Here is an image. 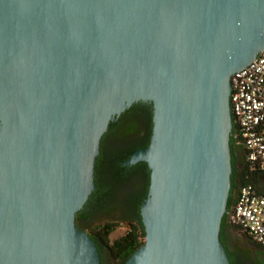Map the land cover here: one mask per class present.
Listing matches in <instances>:
<instances>
[{
    "label": "water",
    "instance_id": "water-1",
    "mask_svg": "<svg viewBox=\"0 0 264 264\" xmlns=\"http://www.w3.org/2000/svg\"><path fill=\"white\" fill-rule=\"evenodd\" d=\"M264 48V0H0V264H100L74 220L99 139L152 106L143 243L123 264H230L231 74Z\"/></svg>",
    "mask_w": 264,
    "mask_h": 264
},
{
    "label": "trees",
    "instance_id": "trees-1",
    "mask_svg": "<svg viewBox=\"0 0 264 264\" xmlns=\"http://www.w3.org/2000/svg\"><path fill=\"white\" fill-rule=\"evenodd\" d=\"M136 113L141 114L143 119L149 122L148 124L150 125L151 105L147 102L135 101L120 114V117L122 118L125 115ZM109 128V130L113 129L112 123ZM232 133L233 124L229 136V150L231 155L230 189L226 203V211L222 215L220 228L226 225L246 238L247 242L254 249H258L261 252L259 256L250 251L252 264H262L261 256H264V248L252 242L243 231L229 221L227 215V212L235 202L238 189L241 185L251 184L258 190L264 192V171L249 167L245 160V151L240 144L235 142ZM105 134H107V132H105L103 136H105ZM99 150L100 154L94 164L93 171V181L97 187V191H91L81 208L75 212V221L79 220V218L84 215L95 214L98 209L103 206L104 202L113 196L116 184L130 179V177L135 176L140 188L137 190H127L124 196L125 200L137 209L139 201L145 193L148 182V170L145 163L138 162L136 165L131 166V170L128 167V171H125L115 159L108 156L105 149L100 147ZM119 158L122 159V155L119 156ZM108 212L111 213L112 211ZM116 226L117 225L113 221L102 222L90 229L89 236L97 246L100 245L107 250L114 264H123L132 252L143 243L144 230L138 218L136 221H129L125 232L109 241L108 235ZM243 252L245 256L248 255L247 252ZM230 257L233 261L234 254H230Z\"/></svg>",
    "mask_w": 264,
    "mask_h": 264
},
{
    "label": "built area",
    "instance_id": "built-area-1",
    "mask_svg": "<svg viewBox=\"0 0 264 264\" xmlns=\"http://www.w3.org/2000/svg\"><path fill=\"white\" fill-rule=\"evenodd\" d=\"M232 137L245 151L252 169L264 171V48L241 70L229 77ZM229 221L264 248V192L241 185L227 212Z\"/></svg>",
    "mask_w": 264,
    "mask_h": 264
},
{
    "label": "flooded vegetation",
    "instance_id": "flooded-vegetation-1",
    "mask_svg": "<svg viewBox=\"0 0 264 264\" xmlns=\"http://www.w3.org/2000/svg\"><path fill=\"white\" fill-rule=\"evenodd\" d=\"M142 102H147V101H142ZM149 104L151 105V103ZM151 117H152V106H151L150 125L148 124L149 122H146L143 119V116L139 113L128 114L122 118L119 115L112 122L113 129L109 130L110 128L108 127L100 136L99 148L102 147L103 149H105L108 156L115 159V161H117L121 165L123 170L128 171L127 169L128 167L131 170V166L136 165V163L138 162L145 163L146 168L148 170V182L146 185L145 193L141 197L137 209L134 206H132V204L127 202L124 197L127 190H137L140 188V186L137 184V180L135 176H133V177H130V179L126 181L116 184V188H115V192L113 196L110 197L109 200H106V202H104L103 206L100 207V209H98V211L95 213L96 215H106V214H110V212L108 211H112V212L118 211V212H124L125 214H127L128 218H125L124 221L126 220L136 221L139 218L141 222L140 206L144 201V198L147 194V190L149 186V168L146 162L144 161H137L135 163L128 164V165H123L121 163L124 159L127 158L128 153L130 151L143 147L148 143L149 137H150V131H151V119H152ZM105 132H107V134L103 136ZM121 155L123 157L122 159L119 158V156ZM90 216L91 215H84L81 218H79V220L75 221L76 225L80 229L84 230L88 235L90 233V229L98 225L96 224L93 227L84 226V223L90 218ZM113 219L115 218L112 217V220ZM232 235L237 236L239 239L243 240L247 244L249 243L247 242L246 238H244L241 234L232 230L226 225L221 227L219 230V237L227 251L230 264H240V262L236 261V259H233L232 261L230 257V254H233L229 248V243L232 242V239H233ZM249 246L253 250V247L250 244ZM96 247H97V251L99 254L100 264H104L105 259L109 260V262L111 263L112 260L107 250L100 245L99 246L96 245ZM261 257H262V261L264 262V256H261ZM251 261H252V257H251Z\"/></svg>",
    "mask_w": 264,
    "mask_h": 264
},
{
    "label": "rangeland",
    "instance_id": "rangeland-1",
    "mask_svg": "<svg viewBox=\"0 0 264 264\" xmlns=\"http://www.w3.org/2000/svg\"><path fill=\"white\" fill-rule=\"evenodd\" d=\"M112 217H114L115 219L112 220ZM125 218H128L127 214H125L124 212H118V211H115V212H112V213L106 214V215L93 214L84 223V226L85 227H93L94 225L99 224L103 221H113L117 226L108 235L109 241H111V240L117 238L118 236H120L121 234H123L125 232L127 225H128V222H129V220L124 221ZM232 236H233V239H232V242L229 243V248L232 251V253L234 254V259H236V261H239L240 264H252L251 254H250V251L252 249L250 248L249 244H247L243 240L239 239L235 235H232ZM243 251L247 252L248 255L245 256ZM252 252H254V254L259 255V256L261 253L258 249H254V248H253ZM104 264H114V263L112 261L110 263L109 260L105 259ZM262 264H264L263 261H262Z\"/></svg>",
    "mask_w": 264,
    "mask_h": 264
}]
</instances>
